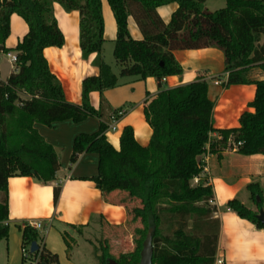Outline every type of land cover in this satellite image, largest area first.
Instances as JSON below:
<instances>
[{
  "label": "trees",
  "instance_id": "obj_1",
  "mask_svg": "<svg viewBox=\"0 0 264 264\" xmlns=\"http://www.w3.org/2000/svg\"><path fill=\"white\" fill-rule=\"evenodd\" d=\"M206 0H106L116 24L113 56L120 67L119 76L154 77L159 92L147 104L145 119L152 133L146 146L136 142L133 130L125 126L116 150L107 141L108 126L100 122L92 134L74 137L70 165L82 153L99 156L98 174L92 177L103 196L123 191L136 201L127 214L139 220L142 228L133 251L115 258L107 246L97 255L99 264H139L143 240L153 228L151 264H215L219 222L212 218L215 208L210 185L192 184L203 170L201 156L218 148H231L242 155L264 154V79L251 81L247 71L258 67L264 75V0H225V7L209 11ZM65 11L79 12V46L86 59L95 53L96 76L85 77L81 84V104L65 100L57 77L50 71L43 50L61 47L64 36L58 27L52 5ZM176 4L164 22L158 8ZM20 16L27 32L14 48L15 72L0 80V240L8 237L7 180L11 176H32L39 182L54 180L60 168L59 155L34 128L35 123L51 126L57 121L80 122L88 117L101 118L89 103V93L117 85L118 77L102 57L104 22L101 0H0V51H10L5 41L10 33L11 14ZM135 20L142 39L135 40L128 30V17ZM216 47L223 52L227 76L222 88L236 84L255 85L254 98L244 112L240 126L217 130L221 138L210 142L213 101L208 98V84L202 76L181 86L166 88L161 81L179 75L182 68L173 52ZM22 95L25 97H22ZM255 207H263L264 189L258 182L245 187ZM60 188H53L56 203ZM259 198L257 201L256 198ZM226 206L240 218L259 229L264 223L258 212L233 198ZM165 216L176 228L162 232ZM191 225L188 226V222ZM21 229L22 247L36 242L29 264H59L56 254L42 245V235L26 223ZM62 237L65 239V233ZM26 259L23 258V261Z\"/></svg>",
  "mask_w": 264,
  "mask_h": 264
},
{
  "label": "crops",
  "instance_id": "obj_2",
  "mask_svg": "<svg viewBox=\"0 0 264 264\" xmlns=\"http://www.w3.org/2000/svg\"><path fill=\"white\" fill-rule=\"evenodd\" d=\"M225 5L224 0L204 2V7L209 11L221 9ZM101 7L104 22L102 57L106 62L104 51L110 45L113 52L116 24L106 0H101ZM52 9L64 36V44L61 47L44 48L43 55L50 71L60 82L65 100L79 105L82 80L99 73L98 67L92 63L95 53L86 59L81 55L79 12L65 11L57 2L53 3ZM175 9L176 4H168L159 7L158 14L167 22ZM27 30L25 21L15 13L11 14L10 33L5 41L10 51H0V80H5L15 72V63L10 57L15 55L14 48ZM128 30L133 39H142L132 16L128 17ZM173 55L181 66L182 73L165 77L161 81L162 85L173 88L188 84L199 76L207 81L208 98L214 103L212 126L215 131L210 134V142L218 143L221 136L217 130L239 127L240 116L244 112L253 111L249 104L254 98L255 85L236 84L222 88L221 84H214V80L223 82L227 76L223 52L216 47L175 51ZM111 71L118 77L117 85L102 91H92L88 97L91 106L101 113V118L88 117L76 123L63 120L54 122L51 126L34 124L40 136L58 152L60 168L54 180L45 184L32 176L8 178L7 264L18 263L19 257L15 258L14 252L19 246L22 247L20 228L28 221L44 223L45 227L39 230L43 237V247L56 254L58 262H63L65 257L64 262L67 264H76V258L83 259L85 264H99L94 255V242L88 238L89 234H100L101 228L126 227L127 206H134L137 202L129 200L123 191L102 195L92 181V177L98 174V154L82 153L76 163H69L74 137L78 134L95 133L100 122L109 127L113 123L111 112L123 111L115 121L114 129L107 128L105 132V137L113 148L119 149V137L125 126L132 128L138 144L146 146L149 142L152 130L144 111L159 92L158 81L154 77L140 79L137 76H119L120 69L117 73L112 68ZM259 79H264V75L250 80ZM205 147L206 152L200 157L203 170L196 180L193 179V184L202 181L212 188L213 197L209 201L215 208L212 218L219 222L215 263L221 260L220 264H264V230L257 228L249 220L240 218L226 206L227 201L233 198L247 205L248 193L245 187L252 182H258L264 189V154L242 155L236 150L220 149L219 146L210 152L209 144ZM54 187L60 188L56 203L53 201ZM63 233L69 247L62 237ZM112 239L115 241L116 238Z\"/></svg>",
  "mask_w": 264,
  "mask_h": 264
},
{
  "label": "rangeland",
  "instance_id": "obj_3",
  "mask_svg": "<svg viewBox=\"0 0 264 264\" xmlns=\"http://www.w3.org/2000/svg\"><path fill=\"white\" fill-rule=\"evenodd\" d=\"M261 41L264 42V38H262ZM104 55L107 56L106 63L109 64L112 70H114V72L117 73L120 67L116 63V60L112 53V47H110V45L106 46ZM259 75L260 76L262 75V71L256 66H254L253 68L251 67L247 71V76L250 77V79L259 78ZM22 97H25V95L24 96L22 95ZM192 184H193V181H192ZM247 205L251 207L253 211L258 212V209L255 207L253 202H251L249 199H248ZM132 207L133 205H128L127 209L130 210ZM262 209L264 210V204H263ZM190 225H191V222L189 221L188 226ZM141 228L142 226L139 220L132 221L131 215H128V222H126V227L121 226L116 229L113 227L108 228V229L101 228L102 231L100 234L96 232L94 234H89L88 238L93 239V242H94L95 257L97 258V255L100 254L101 247H104V246H107V248L109 249V252L115 258H117L121 254H126V253L133 251L134 248L136 247V240L139 237L138 230ZM161 228L164 234H171V232L176 228V226L175 224L172 223L170 219L166 220L164 216L162 219ZM11 229L13 230V228ZM112 237L116 238L115 241L114 239H112ZM79 253L81 254V251ZM7 255H8L7 240L2 239L0 240V264L8 263ZM14 256L15 258L19 257V260H18V263L15 262L13 264H29V257L25 261H23V257L21 253V246H19L18 249H15ZM64 258L65 257H63V262H60L59 260V264H67L64 262L65 261ZM74 263L85 264V261H83V259L77 260L76 258L74 259Z\"/></svg>",
  "mask_w": 264,
  "mask_h": 264
},
{
  "label": "water",
  "instance_id": "obj_4",
  "mask_svg": "<svg viewBox=\"0 0 264 264\" xmlns=\"http://www.w3.org/2000/svg\"><path fill=\"white\" fill-rule=\"evenodd\" d=\"M256 200L258 201L259 198L257 197ZM255 216L260 222L264 223V210L262 208H259L258 213ZM152 234H153V228L150 227L142 243L139 264H151L152 262V254H153ZM37 248L38 246L36 242H32L30 244L31 253L35 252ZM109 264H116V263L113 260H111Z\"/></svg>",
  "mask_w": 264,
  "mask_h": 264
},
{
  "label": "built area",
  "instance_id": "obj_5",
  "mask_svg": "<svg viewBox=\"0 0 264 264\" xmlns=\"http://www.w3.org/2000/svg\"><path fill=\"white\" fill-rule=\"evenodd\" d=\"M10 58H11V61L15 63V61H16L15 55H12ZM162 80H164V78ZM221 83H222V81H220V80H214V84H216V85H220ZM122 113H123V111H121V110L110 113V118H112V120H113V123L110 124L109 127H108L110 130L114 129V126H115L114 123L117 120L118 116H120ZM228 142H230L232 144L231 148H229V150H233V151H235L237 149V147L241 144L240 142H237V143L233 142L231 136L228 139ZM194 179L196 180V178H194ZM26 224L29 227H31V228H33V229H35L37 231L42 230L45 227V225H44V223L42 221H28ZM21 253H22V257L24 259H27L29 257V255L31 254L30 246L21 247ZM220 263H221V260H217L215 264H220Z\"/></svg>",
  "mask_w": 264,
  "mask_h": 264
}]
</instances>
